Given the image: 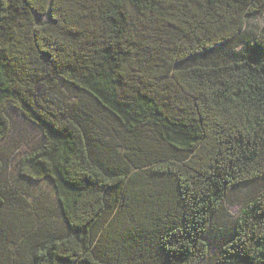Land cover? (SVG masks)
Wrapping results in <instances>:
<instances>
[{
    "label": "trees",
    "instance_id": "1",
    "mask_svg": "<svg viewBox=\"0 0 264 264\" xmlns=\"http://www.w3.org/2000/svg\"><path fill=\"white\" fill-rule=\"evenodd\" d=\"M8 108L40 136L18 178L53 192L7 208L0 190V264H264V0H0V144Z\"/></svg>",
    "mask_w": 264,
    "mask_h": 264
},
{
    "label": "rangeland",
    "instance_id": "2",
    "mask_svg": "<svg viewBox=\"0 0 264 264\" xmlns=\"http://www.w3.org/2000/svg\"><path fill=\"white\" fill-rule=\"evenodd\" d=\"M262 25V14L246 17L239 39L246 43L252 42L258 35V31ZM239 39H235L234 41L238 42ZM232 46V44L220 45L212 51L198 55L195 57V61L187 60L177 67H185V65L188 66L198 62L205 64L224 62L229 53H231L229 50L232 49ZM241 46L242 44L235 47L234 51L241 48ZM6 114L9 119V130L0 144V190L7 203L6 207L9 208L13 203L23 205V201L26 204L32 202L33 198H27L24 192L42 197L43 200H51L53 191L47 181L32 183L22 180L17 176L19 160L24 158L40 143L38 132L18 112L11 108L6 110ZM17 194L21 195L18 197L16 196ZM253 196L254 187L249 184L235 186L228 191L221 207L213 216L210 227L204 233V240L208 243L209 257L214 256L219 250V246L226 244L227 240L230 239L229 235L232 225Z\"/></svg>",
    "mask_w": 264,
    "mask_h": 264
}]
</instances>
